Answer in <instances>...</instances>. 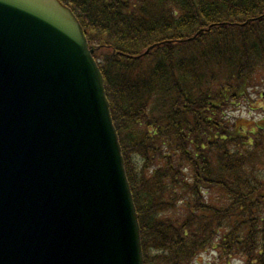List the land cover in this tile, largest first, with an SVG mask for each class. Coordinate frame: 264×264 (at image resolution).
<instances>
[{"label": "trees", "instance_id": "16d2710c", "mask_svg": "<svg viewBox=\"0 0 264 264\" xmlns=\"http://www.w3.org/2000/svg\"><path fill=\"white\" fill-rule=\"evenodd\" d=\"M60 1L95 48L143 264H264V117L230 115L264 99V0Z\"/></svg>", "mask_w": 264, "mask_h": 264}, {"label": "water", "instance_id": "95a60500", "mask_svg": "<svg viewBox=\"0 0 264 264\" xmlns=\"http://www.w3.org/2000/svg\"><path fill=\"white\" fill-rule=\"evenodd\" d=\"M93 52L59 0H0V264H143Z\"/></svg>", "mask_w": 264, "mask_h": 264}, {"label": "rangeland", "instance_id": "374dc122", "mask_svg": "<svg viewBox=\"0 0 264 264\" xmlns=\"http://www.w3.org/2000/svg\"><path fill=\"white\" fill-rule=\"evenodd\" d=\"M262 80H264V77L258 83H261ZM256 84L254 89H256ZM262 84H264V81L262 82ZM260 87L262 86H258L257 89H259ZM251 91L252 90H249V93H251ZM230 115L236 117L234 120L238 121L237 122L238 126H242L244 129H252V126L255 123L259 122L264 117V99L263 101L262 100L259 101V100H255L252 97L251 99L242 101L239 110L234 113L230 112Z\"/></svg>", "mask_w": 264, "mask_h": 264}]
</instances>
